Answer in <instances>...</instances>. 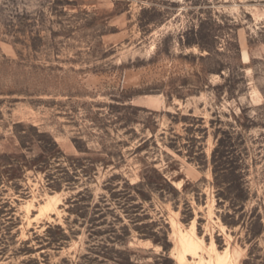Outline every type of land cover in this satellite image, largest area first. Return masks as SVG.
<instances>
[{"label":"rangeland","instance_id":"1","mask_svg":"<svg viewBox=\"0 0 264 264\" xmlns=\"http://www.w3.org/2000/svg\"><path fill=\"white\" fill-rule=\"evenodd\" d=\"M221 257L264 264V0H0V264Z\"/></svg>","mask_w":264,"mask_h":264},{"label":"bare ground","instance_id":"2","mask_svg":"<svg viewBox=\"0 0 264 264\" xmlns=\"http://www.w3.org/2000/svg\"><path fill=\"white\" fill-rule=\"evenodd\" d=\"M195 244L196 243H194V241H192V240H190V239H187V238H184L183 239V245H184V247H185V249L187 250V251H193V250H195L196 249V246H195ZM198 248V247H197ZM196 251V250H195ZM194 253V252H193ZM225 258V257H224ZM224 258L223 257H221V258H218L217 260H216V264H225V262H226V260H224ZM226 259V258H225ZM179 261L181 262V263H183L184 261H185V256L182 254V255H180L179 256Z\"/></svg>","mask_w":264,"mask_h":264},{"label":"trees","instance_id":"3","mask_svg":"<svg viewBox=\"0 0 264 264\" xmlns=\"http://www.w3.org/2000/svg\"><path fill=\"white\" fill-rule=\"evenodd\" d=\"M24 167H29L28 165H23L21 168H22V170H23V168ZM15 178H17V177H15V175H10V176H8V180L9 181H11V180H13V179H15Z\"/></svg>","mask_w":264,"mask_h":264}]
</instances>
